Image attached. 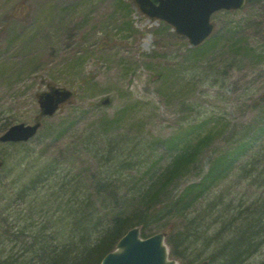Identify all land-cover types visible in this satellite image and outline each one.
Masks as SVG:
<instances>
[{"label":"rangeland","instance_id":"rangeland-1","mask_svg":"<svg viewBox=\"0 0 264 264\" xmlns=\"http://www.w3.org/2000/svg\"><path fill=\"white\" fill-rule=\"evenodd\" d=\"M211 21V35L194 52L198 47L165 21L146 16L134 0H0V133L16 122H34L35 94L47 83L72 91L30 140L0 142V264L13 258L39 264L33 258L43 241L70 239L77 232L72 226L92 215L93 204L106 217L109 208L135 203L150 177H140L146 168L153 172L161 158L155 166L162 169L175 153L161 140L212 133L195 163L169 186L176 193L262 119L264 0L217 11ZM249 158L257 159L249 149L241 153L238 169L183 217L161 219L174 232L191 228L196 218L203 228L211 224L180 256H209L204 238H227L222 228L234 221L238 205L264 196V171L247 164ZM94 175L115 180L120 193L104 189L99 197ZM188 233L187 244L195 234ZM262 262L264 242L244 261Z\"/></svg>","mask_w":264,"mask_h":264},{"label":"trees","instance_id":"trees-1","mask_svg":"<svg viewBox=\"0 0 264 264\" xmlns=\"http://www.w3.org/2000/svg\"><path fill=\"white\" fill-rule=\"evenodd\" d=\"M199 49L194 50V52ZM115 121L116 119L107 120L106 126L110 125L109 127H111ZM196 128L194 126L186 134H189L190 131L193 132ZM106 129L104 126V130ZM245 133L247 131H243L242 135ZM211 134L210 132L209 135L202 136L197 140H194L192 136L186 139L187 135L185 134L173 135L162 140L166 150L173 153L175 151V153L170 162L163 168L161 167L159 172H154L157 169L155 164L153 172L151 166L146 168L140 177L146 175L150 177L142 182L144 186L139 187L143 190H140V196L134 199L135 203L129 202L127 207L109 208L106 217L100 214L99 208H94V204L90 208L92 215H85L83 220L82 218L78 220L81 215L80 211L77 213L78 221L75 222V228L74 225L72 226V231L77 230L81 237L74 239L78 234L75 232L70 239L62 238L59 241L61 244H49L51 239H45L43 251L36 252L33 261L39 264H99L102 257L112 250L118 239L129 228L138 226L143 237L149 236L155 231H163L166 234L171 255L179 258L185 264H197L198 262L201 264H245V259L256 253L261 243L264 242V203L261 202L262 199L264 200V196L256 198L249 205L243 207L242 204L238 205L240 208L237 215L234 216V221L222 228L227 232V238L217 239L216 233L212 238H204L203 248L206 247L205 251L211 252L209 256L202 258L203 260L195 254L190 257L186 254L180 256L178 251L186 252L189 245H195L199 239L203 238L202 236L211 226L210 223L203 228L200 222L201 218H196L194 219L195 225L191 228L187 227L188 231L186 228L185 231L178 230L176 232L169 230L166 223L159 224L162 218H171L176 215L183 217L188 208L208 195L214 187L233 173L234 169H238L236 166L237 157L241 153L247 152L248 149L251 150V156H256L257 159L249 158L247 164L257 171H264L263 116L259 122L253 123V127L250 126L249 134L241 136L234 147L222 150L220 154L211 159L207 170L197 180L186 182L176 193L169 192L168 188L172 182L180 178L185 170L195 163L203 144L211 141ZM255 146H260V148H253ZM93 178H97L93 185L94 191L99 197H102L104 189H108L110 192L117 190L116 195L120 193L118 187L112 184L115 180L110 181L105 176L99 177L97 175H94ZM108 196H105L103 200L101 199V204ZM215 206L216 204L212 205L211 202V209ZM66 223L62 222L59 226L61 232L66 230ZM199 227L201 228L198 230ZM190 230L195 233L192 235L194 239L187 244V240L191 236L188 235ZM218 234H220L219 231ZM7 260V262L5 261L7 264H24L21 260L18 261V258ZM260 264H264V262Z\"/></svg>","mask_w":264,"mask_h":264},{"label":"water","instance_id":"water-1","mask_svg":"<svg viewBox=\"0 0 264 264\" xmlns=\"http://www.w3.org/2000/svg\"><path fill=\"white\" fill-rule=\"evenodd\" d=\"M135 0L142 12L150 17L164 19L175 27L178 34L188 37L191 45H197L211 32L209 22L211 13L226 8H239L244 0ZM48 91L37 93L40 113L52 115L58 105L69 99L71 92L65 88L51 85ZM40 126L16 123L0 137L2 141H25L31 138ZM162 233H155L147 238L139 237L137 227L129 229L118 241L117 249L107 253L100 264H175L168 261L167 247Z\"/></svg>","mask_w":264,"mask_h":264}]
</instances>
